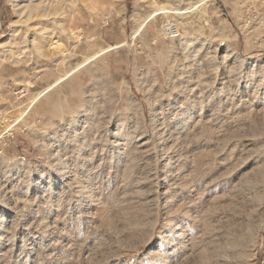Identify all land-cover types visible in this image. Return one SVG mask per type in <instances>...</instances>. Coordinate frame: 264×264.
Segmentation results:
<instances>
[{"label":"rangeland","instance_id":"rangeland-1","mask_svg":"<svg viewBox=\"0 0 264 264\" xmlns=\"http://www.w3.org/2000/svg\"><path fill=\"white\" fill-rule=\"evenodd\" d=\"M25 1L0 264H264V0Z\"/></svg>","mask_w":264,"mask_h":264},{"label":"bare ground","instance_id":"bare-ground-1","mask_svg":"<svg viewBox=\"0 0 264 264\" xmlns=\"http://www.w3.org/2000/svg\"><path fill=\"white\" fill-rule=\"evenodd\" d=\"M8 1L13 5V7L15 9L19 8V11H17L16 14H17V17H20L21 16V10H22L20 5L26 1L25 0H8ZM38 9H39V4H35V5H32L31 7H28L27 11H29L28 13L31 14L32 12L38 11ZM11 26H12V29H11V35L10 36H12L15 33L17 34L18 27H20L19 21H13L11 23ZM32 42H34V41L32 40Z\"/></svg>","mask_w":264,"mask_h":264}]
</instances>
